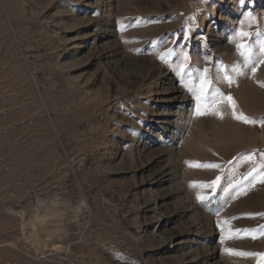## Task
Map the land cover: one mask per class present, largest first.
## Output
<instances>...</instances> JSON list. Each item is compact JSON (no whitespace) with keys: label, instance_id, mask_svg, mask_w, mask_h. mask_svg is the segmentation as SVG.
<instances>
[{"label":"rangeland","instance_id":"1","mask_svg":"<svg viewBox=\"0 0 264 264\" xmlns=\"http://www.w3.org/2000/svg\"><path fill=\"white\" fill-rule=\"evenodd\" d=\"M262 165L264 0H0V264H264Z\"/></svg>","mask_w":264,"mask_h":264},{"label":"snow or ice","instance_id":"2","mask_svg":"<svg viewBox=\"0 0 264 264\" xmlns=\"http://www.w3.org/2000/svg\"><path fill=\"white\" fill-rule=\"evenodd\" d=\"M238 35H240L241 37H246V36H248V35H250V34L241 32V33H239ZM237 47H238V48H242V49H246V48H247V45H246V44H238ZM162 58H163V57H162ZM203 72H204V73H207V72H208V69H207V68L203 69ZM210 83H211L210 81H208L207 79L201 77V79H200V91H201V94H203V93L206 91V86H209ZM229 83H231V80H230V79H229ZM199 99H200V97L197 96V100H199ZM227 100H228V101H232V97H231V96H228V97H227ZM214 102H215V101H214ZM196 112H197L198 115H204V114H205V112H202V111L200 110V106H199V105H197ZM236 118H237V119H242V120H244V122H246V123L249 122V121H248V118H247V117H244V116H242V115H241V116H237ZM253 122H255V121H253ZM208 167H218V165H208ZM261 168H262V173H261V175H264V165H262ZM218 179H219V178H218ZM261 182H264V180H261ZM215 183H216V182H212V185H210L209 187L214 186ZM193 186H195V184H193ZM197 199L200 200L201 203H203V202L205 201V196L200 195V194H197ZM241 254H242V255H264V254H253V253H241Z\"/></svg>","mask_w":264,"mask_h":264}]
</instances>
